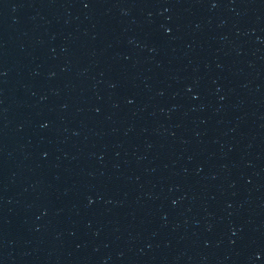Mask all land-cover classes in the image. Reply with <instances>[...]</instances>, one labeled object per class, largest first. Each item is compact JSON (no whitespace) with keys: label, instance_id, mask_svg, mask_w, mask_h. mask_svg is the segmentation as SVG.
<instances>
[{"label":"water","instance_id":"obj_1","mask_svg":"<svg viewBox=\"0 0 264 264\" xmlns=\"http://www.w3.org/2000/svg\"><path fill=\"white\" fill-rule=\"evenodd\" d=\"M0 264H264V0H0Z\"/></svg>","mask_w":264,"mask_h":264}]
</instances>
